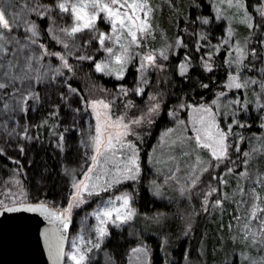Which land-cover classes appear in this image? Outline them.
I'll list each match as a JSON object with an SVG mask.
<instances>
[{
    "label": "snow or ice",
    "instance_id": "1",
    "mask_svg": "<svg viewBox=\"0 0 264 264\" xmlns=\"http://www.w3.org/2000/svg\"><path fill=\"white\" fill-rule=\"evenodd\" d=\"M167 4L176 8L175 0H167ZM248 7L246 0H211L215 19L221 20L228 13L229 21L216 43H212L210 34L202 29L192 32L189 24L194 26L196 21L185 17L188 23L183 33L193 36L196 51L204 49L199 59V66L204 71L210 72L217 67L216 55L222 49L227 53L223 59L227 77L221 82L222 90L216 91L210 102L200 98L201 102L192 103L187 93L173 95L161 86V82L173 83L169 75L173 71L182 80L196 83L190 73L194 61L185 51L183 59L172 64L170 53L181 47L186 49L188 45L184 43L183 33L169 39L164 30L159 29L155 21L159 6L151 0H11L0 3V130L9 138L35 142L44 139L40 129L46 128L50 146L59 153L60 171L69 189L67 203L63 206L44 197L29 199L28 190L18 175L22 168L18 167L0 186L3 192L0 214L19 210L41 214L48 221L40 234L52 264H92L93 251L101 248L110 237L111 229L128 226L139 215L156 220L166 215L157 212L149 217L147 213H139L134 206L137 189H116L117 186L122 188L124 181L141 182V133L137 128L151 125L167 107L169 99L174 103L167 107V115L174 123L161 134V142L166 137L167 143L175 146L172 147L175 154L167 156L169 164L163 180L149 181V190L157 197H164L174 182L176 195L169 197L170 201L178 197L191 199L193 194L199 197V207L192 206L185 214L188 219L183 234L186 236L193 229L197 213L207 214L210 209L222 208L229 199L228 193L220 195L221 186L227 184L225 173L231 174L236 169L235 191L246 198L237 203H244L248 208L247 222L241 228L242 238L246 245L264 246V195L258 191V188H264V171L249 167L254 158H259L258 152L264 155V144L245 149L240 160L232 163V167L225 166L223 173L212 171L225 160L232 162L240 151V141L245 140L233 126L245 127L246 121L239 116L250 109L246 92L250 84L258 85L252 100L257 109L264 111V38H260L264 37V0H258L254 6L258 16H254ZM33 13L36 19L32 18ZM41 18L46 19V27L39 22ZM196 20L207 26L212 17L197 16ZM233 20H239L249 29L243 39L233 29ZM99 21L105 22L109 30L100 29ZM157 31L160 42L158 47H153ZM50 41L61 47L54 50L49 46ZM83 62L91 64L89 72L84 74L86 81L92 72L123 80L129 66H134V85L129 88L119 83L114 94L102 85L93 84L84 89L74 87ZM257 64L260 65L259 75L248 76L245 69L256 71ZM152 72L155 82L149 76ZM198 86L209 87L203 82ZM232 89H244L243 99L239 94L231 93ZM101 90L103 94H98ZM130 93L142 104L130 98ZM228 95L233 99L225 105L222 101ZM118 97H122V101ZM121 103L123 110H119ZM40 107L46 110V115L37 123H30L28 114ZM225 107L231 111H223ZM184 110L188 112L187 120L179 118ZM131 112L137 114L130 115ZM223 119L229 122L222 126ZM260 120L264 127V116ZM189 124L191 134L186 131ZM74 133L78 138L70 143ZM15 147L20 153L26 151L23 142L15 143ZM74 148L75 163L68 156ZM204 150L210 152L207 159L200 155ZM0 154H6L4 146H0ZM192 156L195 162L189 161ZM148 158L153 164L161 163L152 155ZM8 159L15 160V157ZM237 163L242 170L237 168ZM161 171L164 169L157 168L154 175ZM206 173L215 177L216 183L209 180L202 188V177ZM213 193L217 198L211 199ZM97 196L96 207L87 213L95 218V223L88 224L85 217L66 249L74 209ZM233 219L239 221L240 217ZM253 223L257 225L255 228ZM228 227H232L231 222ZM167 244L168 238L164 237L161 247L166 248ZM130 252L135 254L137 264H150L145 241L141 240ZM184 255L188 259L187 251ZM240 256L241 264L245 261L246 264H264V256L253 258L244 251Z\"/></svg>",
    "mask_w": 264,
    "mask_h": 264
},
{
    "label": "trees",
    "instance_id": "2",
    "mask_svg": "<svg viewBox=\"0 0 264 264\" xmlns=\"http://www.w3.org/2000/svg\"><path fill=\"white\" fill-rule=\"evenodd\" d=\"M246 3L249 6L248 10L252 12L254 16H258V13H256L254 10V6L258 3V0H246ZM175 4L176 8H165L162 11V14H160V16L157 18L159 23L165 28L166 35L170 39H174L178 33H183L185 24L188 23V20L185 19V17H190L191 20L196 21L194 26L189 24V28L192 32H195L196 29H202L203 31L208 32L210 34L209 39H211L212 43H216L217 37H220L224 34L225 24L222 21H217L215 19L214 12L211 8V0H196L195 3L193 0H175ZM197 5H199V7H197ZM197 16H210L212 17V20H210L209 25L205 26L201 21L196 20ZM39 22L41 23L42 27H46V19L41 18ZM183 35L185 37L184 43L187 44L188 47L186 49L181 47L177 51L170 53L169 58L172 64H178L179 60L183 59L185 51H187L189 56H191L194 61V65L190 69V73L191 77L196 81V83L182 80L179 77V74L173 71L169 73L173 83L171 85L163 84L162 87H165V89L170 91L173 95H176L177 93H187L188 98L192 103L201 102L200 98H203L204 102L211 101L215 97L216 91L222 90L223 86L221 82L227 77V66L223 65L224 56L227 54L226 50L222 49L221 52L216 55L217 67L210 72H206L202 67L199 66V59L203 54L204 49L202 48L200 51H196L194 48L195 40L193 36H191L189 33H183ZM253 43H255V41H253ZM49 46L53 47L54 50L59 49V46L54 44L52 41L49 42ZM257 66L260 65L257 64L256 69L258 68ZM90 68V62L82 63L81 71L78 73L79 79L78 82L73 84L74 87L84 89L85 87H91L93 84H95L97 87L102 85L103 89L114 90L119 83H124L129 88H132L134 85L136 76V69L134 66H129V70L123 80L115 78L114 76H107L101 73L92 72L86 81L84 79V74L88 73ZM245 71L247 72L248 76L256 77L259 75V72L253 73L252 70L247 69H245ZM200 82L208 84L209 87L207 89L200 88L198 86ZM230 91L232 93L239 94L241 99H243L245 92L244 89H232ZM246 92H248L250 95L252 93L249 89H247ZM134 100H136L137 103L140 101L136 98H134ZM166 102L174 103V101L171 99L167 100ZM45 115L46 110L43 107H40L34 114H32V120L37 123ZM241 115H247L246 120L248 118L247 122H250L249 125L245 124V127L241 128L242 135L244 137L260 132L258 121L260 118L254 113L251 105L249 111L241 113L240 116ZM165 123L166 122L164 120L156 121L150 140L151 142L154 140V136L158 135V130L161 127L167 125H164ZM40 133L44 139L42 141H38V148H33V151H31V156L36 159V164L27 167V170L29 175L31 174L29 178V186L34 196L39 194V191L37 190L38 187L34 184L33 179L41 171L42 165H44L48 170V173L43 176L42 180V183L45 185L47 190L45 199H48L50 195H52L54 192H57L56 187L58 188L60 185H63L64 181L58 175L59 164L56 161L54 152L51 150L47 129L41 128ZM151 142L149 144H151ZM146 150L147 149H145L140 154L141 163L144 162L143 160ZM70 155L72 156V159L76 157V153H72ZM261 157L264 158V155H261ZM13 169H17L15 164L12 163L10 159H8L6 154H0V186L3 185L2 182H4V179L11 175V170ZM19 175L23 181V187L27 189V182L24 179V175L21 172ZM123 186L127 187L129 184L123 182ZM0 192H2V187H0ZM136 198L138 200L137 206L139 213H147L149 217H152L157 212L166 214L159 220L145 219L143 215H140V225L136 228L134 227L136 233L143 237L144 233H153V228L155 227L154 229H156L155 233L157 234V237L149 236L146 238L148 239L147 242L150 243L152 249V264H165L166 262L169 264H188L189 261H200V263L203 264H226V262L229 260L235 261L237 259L238 240H232V232L228 227L229 222H231V215L229 214L228 216L227 212L225 216L213 215L210 218L195 219L193 229L185 236L183 233L188 217L184 215L183 220H181V216L178 217L176 215L178 219L174 217L175 214L180 211V208L176 209L175 207L168 204L165 199L155 198L151 191L144 186L139 187ZM160 220H163V222H159ZM72 227L73 223L71 229ZM136 233L130 232L128 229H111V235L106 239L105 243L103 244V248L106 250L108 259L111 260L113 264H128L130 249L133 248L136 243ZM164 237L168 238V244L166 248L161 247ZM185 251L189 253L188 259L185 258ZM94 264L103 263L98 261Z\"/></svg>",
    "mask_w": 264,
    "mask_h": 264
},
{
    "label": "rangeland",
    "instance_id": "3",
    "mask_svg": "<svg viewBox=\"0 0 264 264\" xmlns=\"http://www.w3.org/2000/svg\"><path fill=\"white\" fill-rule=\"evenodd\" d=\"M5 2H11V0H0V3H5ZM151 2L154 5L159 6V11L156 14L155 21H156V24L158 25L159 29H163L164 33L166 34L165 28L159 23L157 18H158V16H160V14H162V11L165 8L166 9H172V8H170L168 6L167 0H151ZM214 16H215V13H214ZM227 16H228V13H226V15L223 19L217 20V21H222L225 24V28L227 27V25L229 23ZM32 18L36 19L35 13L32 14ZM98 24H99L100 29L105 30V31L109 30V26L106 25L105 22L99 21ZM232 27L241 39H243L245 36H247V34L249 32V29L247 28V26L245 24L241 23L239 20H233L232 21ZM21 31H23V29H21ZM155 35H156V42L153 43L152 46L158 47L159 42H160V32L157 31ZM262 38H264V37H262ZM52 42L55 44V41H52ZM57 46H59V48L61 47L60 45H57ZM257 67L258 68L256 69V71H253V73L259 72L260 66H257ZM149 76L152 79V81L155 82V73L154 72L149 73ZM163 84L164 83L161 82V86ZM248 89L253 93L254 90L258 91V85H251L250 84ZM107 90L109 93H113V94L116 91V89H114V90L107 89ZM233 90H236V89H233ZM252 93L250 95L247 92V95L249 97V103L252 106L254 113L257 116H259V118H260L261 116H264V111H261V110L256 108V106L254 105V102L252 100ZM98 94H103L102 90ZM233 94H235V93H233ZM244 94H245V92H244ZM129 96H130V98H132V97L136 98L131 93L129 94ZM134 98H132V99H134ZM118 99H120L122 101L123 98L118 97ZM231 99H233V96L228 95L227 99L223 100L222 102L226 105L227 101L231 100ZM208 102H210V101H208ZM137 104H142V101H139ZM166 105H167V107H171L173 105V102H170V103L166 102ZM167 107L164 108V110L161 112V115L159 117H157L156 120L151 125H142L139 128H137V131L141 133V137H140V141H139L140 154L145 149H147L145 151V154H144V156H145L144 160H143L144 162L141 163L142 169H143V171L141 173V176H142L141 182L138 184H133V182H131V181H124L125 183L129 184V186H127V187L123 186L122 188L120 186H117V189H116L118 191H123L125 189L131 190L132 188H136L137 189V192L135 193L136 203L134 206L137 209H138V206H137L138 200H137L136 196L138 195L139 187L144 186V187L150 189L149 181H151V180L162 181L164 175L166 174V170H167L166 166L169 164V161L167 160V156L171 155V154H175L172 152V147H175V146H170L167 143L166 137L164 138L163 142H161L162 141L161 134L164 132V130L166 128L172 127V124L174 123L173 118L167 115ZM120 110H123L122 103L120 106ZM222 110L228 111V112L231 111V109H229L227 107H225ZM114 111H115V109H114ZM35 112H36V110H33L32 112H30L28 114L27 119L29 120L30 123H35L34 120H32V114H34ZM163 113H164V115H163ZM136 114L137 113H135V112L130 113V115H136ZM246 116L247 115H244V116L241 115V116H239V119L246 121V124L249 125L250 122H247L248 118L246 120ZM179 118L181 120H187L188 119L187 110L180 112ZM17 119H19V117H17ZM158 120H162V121L164 120L166 122L164 125H166V124L167 125L164 127H161L158 130L159 131L158 135L154 136L155 138L151 142L150 140H151V136L153 133L154 125H155L156 121H158ZM93 121H94V118H93ZM258 121H259L260 132L254 133L253 135H247L245 137V140H247V141H245V140L240 141V145H241L240 151L237 152L236 155L233 157V161L229 162V161L225 160L221 163L220 167L213 168L212 171L216 172L217 174L223 173L225 166L232 167V163L240 160L242 153H243L245 148L249 149V148L264 144V127L261 126V120H258ZM228 122H229V120L223 119L221 121V124L223 126V125H226ZM21 123H23V121H21ZM9 126L10 127L12 126L11 123ZM233 128H234V131L236 133H239L240 135H242V131H241V128L239 126L234 125ZM19 130H22V129H18V131ZM186 131H188V133L191 134V125L190 124H189L188 129H186ZM33 134H34V132H33ZM77 138H78V134L74 133L73 136L71 137L70 143L75 142V140ZM6 140H7V144H5ZM19 142H23L26 145V151L24 153H20L17 150V148L15 147V143H19ZM150 142H151V144H149ZM233 142H235V140H233ZM0 146L5 147L6 155L8 157H15V160H11V162L15 164V167H17V168L21 167L22 168L21 173L24 175V179L27 182V190H28L29 199L38 198V197H44L45 198L47 190H46L45 185L42 183V180H43V176L48 173V170L45 168L44 165H42L41 171L33 179L34 184L38 187L37 190L39 191V194H37L36 196H34L32 194V190L29 186L30 185L29 184V178H30L31 174L29 175V172L27 170V167H29L31 165L33 166L36 164V159L33 156H31V151H33V148H38V141L32 142V141H24L23 138H20L19 140H17L15 137L9 138L5 135L3 130H0ZM242 146L244 147V149ZM51 150L54 152L55 157H56V161L59 164V174L58 175L62 178L64 183H63V185H60L58 188L56 187L57 192H54L52 195H50L47 200L59 202L61 204V206H63L64 204L67 203L66 195H67L69 189L66 187V180H65L64 174L61 173V171H60L61 159L58 158L59 153L56 151L54 146H51ZM233 151L235 152L236 150L233 149ZM72 153H76L75 148L72 150V152L68 153L70 161L75 163L76 160L74 158L72 159L71 158L72 156L70 155ZM149 155H152L155 159L161 161V163L160 164H153L152 162L149 161V158H148ZM200 155L202 156V158L207 159L210 157V152H208L207 150H204L200 153ZM257 157H259V158H254L252 163L249 165V167L254 169V170L259 169L260 171H264V162H263L264 158L261 157V154L259 152L257 153ZM188 159L191 162H195L194 156L189 157ZM17 161H18V163H17ZM29 161H31V163H29ZM157 168H162V169H164V171H161L158 175H154ZM237 168H240L242 170V167L239 163H237ZM14 170L15 169L11 170V174L13 173ZM235 171H236V169H234L233 173H231V174L225 173V179L227 180V184L221 186L220 195H223L224 193H228L229 199H227V201L223 204V207L222 208L217 207L214 210L210 209L207 214L197 213L195 219H197V218L198 219L210 218L213 215L214 216H216V215L217 216H221V215L225 216L226 212H227L228 216L230 214L231 215L230 220L232 222V227L229 228V230L232 232L231 237H232V240H234V241L238 240V242H237L238 243L237 244V247H238L237 248V252H238L237 254L238 255H237V259L235 260V264H241V256H240L241 251H244L246 253V255H250L253 258H259L261 256H264V246L252 247L250 245H246L245 241L242 238L241 228H242L243 224L247 222V217H246L245 213L248 212V208L244 205V203H241L240 205H238V203H237L238 201H245L246 198L241 193L235 191L237 189V179H236ZM19 174L20 173H18V175ZM202 179L204 181V184L201 185L202 188L204 187V185L207 184V182L209 180H211L213 182V184L216 183V178L208 175L207 173L202 177ZM2 183H1V185H2ZM173 188H174V182H173V187H170L168 189V191L164 197H157L152 192L151 193L157 199H165L168 204L175 207L176 209L180 208V211H178V213H176L174 217H176V215L178 217L181 216V220H183L184 215L192 210V206H195L197 208L199 207V197L196 196L195 194H193V197L191 199H189L188 197H178L174 201H170L169 197L176 195ZM245 190L247 191V186H246ZM258 191H260L261 194L264 195V188H258ZM0 195H3V193L0 192ZM215 198H217V196L215 193H213L211 199H215ZM98 199H99V196L95 197L94 199L86 201V203L84 205H81L79 208L74 209V211H73V221L74 222H73V227L70 230V235H69V239H68L66 249L69 248V246H70L71 236L74 235L80 229L81 223L85 221V217H86V222L88 224H94L95 223V218L90 216V215H87V213H90L91 210L96 207V202ZM235 216L240 217L239 221L233 219V217H235ZM262 218H264V217H262ZM140 221L141 220H140V215H139V216L134 218V221L130 225L125 226V227L118 229V230L128 229V230H130V232L136 233V230L134 229V227L135 228L138 227L140 225L139 224ZM159 222L162 223L163 220H160ZM256 226L257 225L255 223L252 224L253 228H255ZM154 228H153V231H154L153 233L146 232V233H144V237L138 235L137 233L135 234V236H136L135 237V240H136L135 245L137 243H139L141 240H143L147 243V245L149 247V253H150V255H149L150 264H152L151 263V251H152V249H151L150 243L147 242L148 239H146V238L149 236H154V237L156 236L157 237V234L155 233L156 229H154ZM133 247H135V246H133ZM91 261H92V264H94L95 262H98V261L102 262L103 264H113L112 261L108 259V256L106 254V250H104L103 245L101 246L100 249H95L93 251V253L91 255ZM130 262H131V264H137L135 254H132L131 252L129 255V259H128V264H130ZM167 264H169V263H167ZM188 264H203V263H200V261L199 262L189 261ZM226 264H233V260L227 261ZM245 264H246V261H245Z\"/></svg>",
    "mask_w": 264,
    "mask_h": 264
},
{
    "label": "water",
    "instance_id": "4",
    "mask_svg": "<svg viewBox=\"0 0 264 264\" xmlns=\"http://www.w3.org/2000/svg\"><path fill=\"white\" fill-rule=\"evenodd\" d=\"M47 225L41 214L28 210L0 214V264H52L40 234Z\"/></svg>",
    "mask_w": 264,
    "mask_h": 264
}]
</instances>
